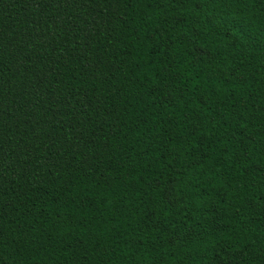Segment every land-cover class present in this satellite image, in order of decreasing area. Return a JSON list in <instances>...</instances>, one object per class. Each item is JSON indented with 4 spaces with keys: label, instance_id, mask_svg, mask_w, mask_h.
I'll return each instance as SVG.
<instances>
[{
    "label": "trees",
    "instance_id": "trees-1",
    "mask_svg": "<svg viewBox=\"0 0 264 264\" xmlns=\"http://www.w3.org/2000/svg\"><path fill=\"white\" fill-rule=\"evenodd\" d=\"M0 264H264V0H0Z\"/></svg>",
    "mask_w": 264,
    "mask_h": 264
}]
</instances>
